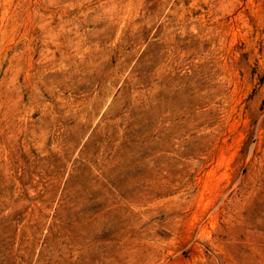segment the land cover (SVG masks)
<instances>
[{
    "label": "rangeland",
    "instance_id": "obj_1",
    "mask_svg": "<svg viewBox=\"0 0 264 264\" xmlns=\"http://www.w3.org/2000/svg\"><path fill=\"white\" fill-rule=\"evenodd\" d=\"M0 264H264V0H0Z\"/></svg>",
    "mask_w": 264,
    "mask_h": 264
}]
</instances>
